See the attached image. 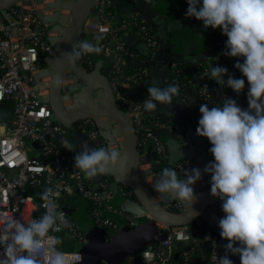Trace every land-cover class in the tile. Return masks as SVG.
<instances>
[{
  "label": "built area",
  "instance_id": "obj_1",
  "mask_svg": "<svg viewBox=\"0 0 264 264\" xmlns=\"http://www.w3.org/2000/svg\"><path fill=\"white\" fill-rule=\"evenodd\" d=\"M69 2L37 0L35 3L34 0H25L8 11L0 12V110L7 102L13 107L7 127L0 133V229L6 221L28 223L45 212L44 201L35 196L40 193L37 189L45 181L50 188L60 193L55 198L58 210L65 213L71 225L61 228L59 232L50 230L49 235L58 238V234L62 233L75 241L78 245L74 250H65L61 244L55 247L65 254L68 264H82L84 257L79 247L89 244L90 239L70 218L68 210L62 207L61 199L68 196L87 199L92 204L90 217L93 222L101 228L110 229L115 226V222L107 212L114 211L112 199L115 190L108 173L95 178L96 186L89 184L91 179L74 167L77 153L74 147L84 144L95 148L101 145L109 151L122 152L124 142L120 140L122 135L119 134L114 142L102 137L101 128L106 118H86L66 126L53 116L49 104L51 64L61 37L59 27L67 23L61 17L52 20L47 18L54 17L57 11L61 16L70 15L71 7L65 6ZM109 3V0L98 2L83 25L80 38V41H88L90 36L102 35L103 39L99 41L102 51L99 54L109 59L110 68L105 76L111 98L107 97L108 91L104 90L96 92L95 98L118 104L130 116L136 133H140L139 147L152 140L158 156L166 158L165 144L157 132L164 131L174 136H180L181 132L173 123L161 118L147 123L144 121L146 111L143 102L149 99L148 92L134 94L131 89L149 76L150 65H140L126 71L129 46L123 34L134 31L140 42L150 50L158 48V40L139 13L117 20L116 15L108 10ZM77 64L83 68L85 65L91 69L95 67L92 54L83 56ZM181 73L179 69L174 73L173 82L178 87L184 85L183 79L179 78ZM208 73V69L201 73L199 96L203 103L208 100L205 87ZM83 84V79L72 69L66 71L62 85V101L66 108H78L79 101L75 94ZM248 90L249 86L242 90L247 109ZM65 138L74 151H68L61 145V139ZM196 162V158L183 159L177 163V168L191 172L196 168ZM199 183L200 180L195 185L198 187ZM131 192V189L121 186L118 189L122 195ZM185 206V202L178 200L174 210H183ZM138 219L139 216L134 217L132 225L136 226ZM195 222L199 225L205 222L199 237L192 234V224L166 226L156 222L162 230L158 234L161 238L143 250L145 264H193L194 257L196 264H218V259L224 257L226 251L220 244V229L202 217ZM49 247L51 245H45V249ZM176 252H179V262L174 258ZM100 264L108 263L102 261Z\"/></svg>",
  "mask_w": 264,
  "mask_h": 264
},
{
  "label": "clouds",
  "instance_id": "obj_2",
  "mask_svg": "<svg viewBox=\"0 0 264 264\" xmlns=\"http://www.w3.org/2000/svg\"><path fill=\"white\" fill-rule=\"evenodd\" d=\"M186 18L195 17L205 27L221 29L227 36L226 51L229 57H243V63L234 65L247 78L248 109H241L235 100L227 98L221 106L209 108L201 104L202 114L196 133L206 137L214 162H209L204 172L211 175V195L222 201L225 216L219 220L220 235L228 243L225 256L218 264H233L227 254L239 255L241 264H264V0H187ZM92 41H80L70 52H64L67 63L75 64L89 54H99L102 49L98 35ZM228 69L211 67L210 79L217 83L223 78L227 87L239 93L245 87L244 79L224 76ZM62 79L57 77L55 85ZM206 87V86H205ZM149 99L143 102L147 112L157 109V103L172 104L179 87L150 85ZM61 145L74 151L69 140ZM121 161V152L103 147L89 148L74 156V167L92 179L115 170ZM181 179L173 167L163 168L153 184L154 190L173 200L190 206L196 201L193 185L201 179L198 168L186 171ZM60 193L46 188L41 194L45 212L28 223L20 220L6 221L0 229V264H68L65 254L55 245L59 238L49 235L61 228L70 227L65 213L58 210L56 197ZM51 247L45 249V245ZM238 244L236 247L234 245Z\"/></svg>",
  "mask_w": 264,
  "mask_h": 264
},
{
  "label": "crops",
  "instance_id": "obj_3",
  "mask_svg": "<svg viewBox=\"0 0 264 264\" xmlns=\"http://www.w3.org/2000/svg\"><path fill=\"white\" fill-rule=\"evenodd\" d=\"M110 3H116L117 0H109ZM139 13L141 19L153 29V33L158 40V48L150 50L147 49L139 40L138 35L134 31H127L123 34V39L130 45L137 48L139 51L147 54L149 56L148 60H143L138 58L133 62V65H144L148 63L150 65V74L140 85H137L131 89V92L134 94H140L147 91L150 85H155L159 87H166L169 85H175L173 82L174 73L177 70V66L184 62H195L202 58V55H192L191 51L193 45H191L187 53L183 57H172L170 55V48L172 46L171 42V31L183 24H193L189 19H180L174 22L167 21L164 15L159 14L155 7L154 1L148 3L139 2L136 6L133 7H118L116 18L117 20L122 17L130 16L132 13ZM202 30H208L204 28ZM95 37L90 36L88 41L95 42ZM95 67L98 65L101 69L105 66L108 67L109 59L104 57L102 54H92ZM241 59V57H240ZM242 63L243 60L241 59ZM216 67V66H212ZM228 69V74L224 76V80L227 81L228 75L233 76V78H239V70L234 66V63L231 62L223 66ZM173 75V77H172ZM211 70L208 73L206 79V87L208 91V100L206 103H203L199 96V88L201 85V74L198 70H195L190 75H185L183 78L184 85L179 87V93L177 96L173 97L172 104H160L157 103V109L153 112H145L155 117H161V119L169 121L174 124L176 129L181 132L180 136L168 135L166 132H157L161 140L164 142L167 157L163 158L158 156L156 152L155 144L152 140L148 141L145 144V148L140 151V165L141 170L147 175V183L152 187L156 198L162 202L164 205L170 209H175V202L178 200L170 199L168 196L157 193L153 184L157 179L160 171L165 167H173L177 172V175L183 180L186 179L185 172L186 170H179L177 168V163L183 159H197L195 167L201 171L200 183L211 187V175L204 172L206 165L209 162H214V157L210 153L209 149L212 147L210 142L206 137L198 136L196 129L198 127V121L201 118V113L199 108L201 104H207L209 108L213 106H221L226 102L227 98H231L236 101L237 105L243 109L247 110V107L243 101V91L237 93L224 83L223 78L221 82L217 83L215 79H210ZM180 78V77H179ZM11 105L10 102L6 103V107ZM4 106L0 110V133H3L8 125L7 110L4 111ZM3 117H6L5 120H1ZM123 135V134H122ZM189 172V171H188ZM157 176V177H156ZM89 184L94 187L96 186L95 178H92L89 181ZM127 189V188H126ZM194 194L197 195L200 190L197 185H193ZM133 192V191H132ZM126 193L122 195L115 192V196L112 199V204L114 211L107 212L108 215L114 220L115 226L110 229H104L97 226L94 222L90 223L92 228L96 230L92 232V235L100 234L98 237L99 243L94 244V246H89L92 253H87V257L84 260V263L87 264H100L102 261H106L108 264H138L136 260L138 257H141V264H145L142 256V252L149 245H136L133 243L135 241L139 244L140 238L130 237L128 240L125 239V235L128 233L129 228L132 229L137 225L139 227L142 224L140 220V215L144 213L143 209L139 207L136 197H133V194ZM117 195H119L117 197ZM79 206L77 208H72L76 218L74 219L80 229L88 237L85 227L89 226L88 217L89 214V201L87 199H77ZM181 201V200H180ZM184 202V201H183ZM69 214V213H68ZM70 215V214H69ZM73 216V215H72ZM139 216L138 223L136 226L132 225L131 220ZM225 216V213L222 210V202H219L215 205H212L206 209L203 213L202 218L205 221L217 226L219 228V220ZM91 218V217H90ZM88 220V221H87ZM220 229V228H219ZM158 232H162L158 228ZM221 232V230H220ZM155 236H157L155 234ZM89 238V237H88ZM126 240V241H125ZM113 243L116 246L115 250L108 254H99L95 255L94 250L106 249L110 246L107 244ZM228 243L226 239H223L220 235V244L225 247ZM99 245V246H98ZM134 246V247H133ZM238 247L239 245H234ZM126 248V251L124 250ZM129 250V251H128ZM117 255V256H115ZM228 259L233 261V264H240L239 255H232L230 252L228 254ZM175 258V254H174ZM178 262L180 261L179 256L175 258ZM193 264H196L195 257Z\"/></svg>",
  "mask_w": 264,
  "mask_h": 264
},
{
  "label": "water",
  "instance_id": "obj_4",
  "mask_svg": "<svg viewBox=\"0 0 264 264\" xmlns=\"http://www.w3.org/2000/svg\"><path fill=\"white\" fill-rule=\"evenodd\" d=\"M25 0H0V12H5L11 9L16 4ZM100 0H70L66 7H71L72 13L70 15H60L57 11L53 18H59L66 20V26L59 27L61 31V37L58 42V47L54 52L53 62L51 64V83L49 93V104L55 119L59 120L66 126L74 125L79 121L86 118H106L102 124L101 135L109 142H114L118 134H123L124 143L123 150L121 152V161L117 165L115 170L110 169L108 174L114 177L116 183L114 184V190L117 193L119 187H125L131 189L136 196L139 207L143 209L144 213L141 215L142 227L138 225L129 228L128 233L125 235V239L130 237L140 238V243L135 241L134 246L149 245L157 242L159 236L158 227L156 222L164 224L166 226H182L193 224L198 218L202 217L206 209L212 205L222 202L218 197L211 195V187L205 190H199L196 195V201L190 206L186 203L183 210H173L160 202L155 193L147 183V175L141 170L140 166V150H139V138L136 133V128L128 113L123 110L118 104L112 101H105L95 98L96 92L99 90L108 91L107 97L111 98V92H109V85L106 76L101 72V67L96 66L92 71H88L85 68L77 64H69L63 56L64 52H70L72 47L80 41L83 25L89 17L91 11L97 6ZM208 29V27H204ZM244 61V58L241 57ZM68 69H72L76 74L83 79L84 84L81 89L75 94L79 101L78 108L70 110L63 105L62 101V85L63 78ZM57 77L62 79L60 86L55 85ZM7 110V118H10L13 107L12 104L9 107L4 108ZM6 112V111H5ZM3 117L1 120H5ZM6 118V119H7ZM116 126L120 128L121 132H117ZM84 144L78 146V152L83 150ZM93 148L92 146H88ZM96 147H102L98 145ZM120 152V151H119ZM41 159H43L40 156ZM176 202V201H174ZM70 215L74 214L72 210H68ZM145 214V215H144ZM85 227L86 233L90 239V243L79 247V251L83 254L84 260L88 256L87 253L91 252L89 246L99 243L98 237L100 234L92 235L91 231L96 233V230ZM155 234L157 236H155ZM126 241V240H125ZM109 247L106 249L94 250L95 255L108 254L113 252L116 248L113 243L107 244ZM99 246V245H98ZM133 246V247H134ZM126 251V248H124ZM129 251V250H128ZM117 256V255H115ZM179 256V252L175 253V258ZM229 258V257H228ZM141 257H138L136 262L141 264ZM241 264V263H240Z\"/></svg>",
  "mask_w": 264,
  "mask_h": 264
},
{
  "label": "trees",
  "instance_id": "obj_5",
  "mask_svg": "<svg viewBox=\"0 0 264 264\" xmlns=\"http://www.w3.org/2000/svg\"><path fill=\"white\" fill-rule=\"evenodd\" d=\"M152 0H117L116 3H109L108 4V10L114 13L116 15L118 7H133L136 6L139 2L148 3ZM154 1V7L156 11L164 15L169 22H174L176 20L180 19H189L192 21L193 24H183L179 27L174 28L171 31V42L172 46L170 48V55L172 57H183L189 47L193 45V49L191 51L192 55H202V58L195 62H184L177 66V69H179L182 73L180 75V78H184L185 75L192 74L195 70H198L200 74L205 70L208 69V71L211 70L212 66H220L223 67L224 65H227L231 62L234 63V65L239 61L242 63L240 57H229L224 55L223 53L227 50L225 47L227 36L222 34V30L217 28L213 29L209 27L208 30H202L203 29V22L198 21L195 17L186 18V11L188 8L187 0H153ZM202 4V0H201ZM128 17V16H127ZM151 28V27H150ZM153 31V29L151 28ZM129 46V53L126 54V60L128 63L126 64V71H130L135 67H138L136 65H133V62L136 61L138 58H142L143 60H148L149 56L141 51H139L134 46L128 44ZM148 63H145L144 65H147ZM86 70L91 71L93 69L89 68V66L85 65L84 67ZM95 68V67H94ZM110 68V67H109ZM108 67H103L101 69V72L106 75V72L109 69ZM173 77V75H172ZM239 78L245 80V86H249L247 82V78L243 77V74L239 71ZM6 106V103L4 104V107ZM161 118V117H155L151 115H144V121L150 122L152 119ZM138 133V136H140V133ZM76 149V152H78V148L74 147ZM145 148L144 145L139 147V150L142 151ZM110 180L113 184L116 183L113 176H110ZM46 188H49V185L43 181L42 185L39 187L40 193L35 195L37 199L41 198V194L44 192ZM198 188L200 190H205L208 188L207 185H204L202 183L198 184ZM133 197L135 198V194L132 192ZM62 207L66 210L77 208L79 206V202L76 197H65L61 199ZM92 208V204L89 202L88 209L89 214L90 210ZM72 220L75 219L72 215H69ZM75 221V220H74ZM205 222H203L201 225L197 224L196 222L191 225V231L192 234L196 237H199L201 235V232L204 229ZM69 239V238H65ZM65 243H67V240H65ZM63 246V249L70 251L62 243H60ZM155 243H151L149 245H154ZM67 245V244H66Z\"/></svg>",
  "mask_w": 264,
  "mask_h": 264
},
{
  "label": "rangeland",
  "instance_id": "obj_6",
  "mask_svg": "<svg viewBox=\"0 0 264 264\" xmlns=\"http://www.w3.org/2000/svg\"><path fill=\"white\" fill-rule=\"evenodd\" d=\"M35 3H37V0H34ZM116 129L118 130V126H116ZM118 132V131H117ZM122 134H119V136H121ZM121 141L124 142V136L122 135V138L120 139ZM119 195H117L118 197ZM116 197V196H115ZM73 217L76 218V215H73ZM88 220H89V223H93V220L88 217ZM87 220V221H88ZM58 238L60 239L61 243L64 245V247H66L67 249L69 250H74L76 249V246L78 245L75 241L71 240L69 237V239H65L66 236H64L62 233H59L58 234ZM65 240H67V243H65ZM67 244V245H66ZM84 264H87V263H84Z\"/></svg>",
  "mask_w": 264,
  "mask_h": 264
},
{
  "label": "bare ground",
  "instance_id": "obj_7",
  "mask_svg": "<svg viewBox=\"0 0 264 264\" xmlns=\"http://www.w3.org/2000/svg\"><path fill=\"white\" fill-rule=\"evenodd\" d=\"M26 2H27V1H26ZM116 130H117V129H116ZM120 130H121V129H120V128H118V130H117V131H118V132H120V133H122ZM156 177H157V176H156ZM155 181H156V180H155ZM155 181H154V183H155Z\"/></svg>",
  "mask_w": 264,
  "mask_h": 264
}]
</instances>
